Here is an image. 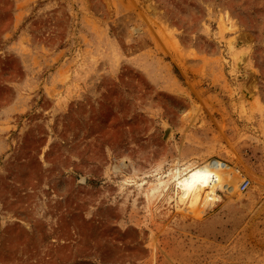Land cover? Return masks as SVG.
I'll use <instances>...</instances> for the list:
<instances>
[{"label":"rangeland","instance_id":"374dc122","mask_svg":"<svg viewBox=\"0 0 264 264\" xmlns=\"http://www.w3.org/2000/svg\"><path fill=\"white\" fill-rule=\"evenodd\" d=\"M0 264H264V0H0Z\"/></svg>","mask_w":264,"mask_h":264},{"label":"bare ground","instance_id":"6f19581e","mask_svg":"<svg viewBox=\"0 0 264 264\" xmlns=\"http://www.w3.org/2000/svg\"><path fill=\"white\" fill-rule=\"evenodd\" d=\"M228 169L229 167L227 164L214 159L184 178L179 186L184 189V191H187L188 187H195L196 185L206 182L212 190V193L216 188H221L222 190L229 189L230 180L226 178V171Z\"/></svg>","mask_w":264,"mask_h":264},{"label":"built area","instance_id":"2783aa9c","mask_svg":"<svg viewBox=\"0 0 264 264\" xmlns=\"http://www.w3.org/2000/svg\"><path fill=\"white\" fill-rule=\"evenodd\" d=\"M250 184V180L248 178H243L240 182L239 189L240 191L245 190Z\"/></svg>","mask_w":264,"mask_h":264}]
</instances>
